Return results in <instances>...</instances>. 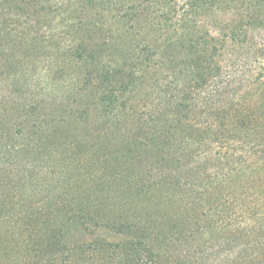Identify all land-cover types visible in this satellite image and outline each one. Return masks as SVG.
Returning a JSON list of instances; mask_svg holds the SVG:
<instances>
[{"label": "trees", "instance_id": "trees-1", "mask_svg": "<svg viewBox=\"0 0 264 264\" xmlns=\"http://www.w3.org/2000/svg\"><path fill=\"white\" fill-rule=\"evenodd\" d=\"M0 158L22 264H264V0H0Z\"/></svg>", "mask_w": 264, "mask_h": 264}, {"label": "rangeland", "instance_id": "rangeland-1", "mask_svg": "<svg viewBox=\"0 0 264 264\" xmlns=\"http://www.w3.org/2000/svg\"><path fill=\"white\" fill-rule=\"evenodd\" d=\"M46 24L48 29H50L51 35L54 36V34H58L60 32L63 33L59 34V37L53 38V43H51L53 44V48H49L50 50H48L46 54L39 58V61L37 62L38 70H35L30 65L33 81L39 82L40 84L42 83L41 86H45V74L43 73L45 72L44 69L52 65L55 58L59 56L57 48L64 43L70 44V42L75 40V38L78 36V34H76L73 30H68L63 27V25H66L65 19L63 17L62 19L52 17L46 22ZM56 27L59 28L57 30L58 32L55 31ZM72 63H64V65L68 64L64 67L66 70L62 71L60 69L62 71L61 77L64 75V71L66 74L55 87V95L57 96H61L62 93L65 92L64 87L67 83L72 82L74 78L78 77L76 66ZM71 64L72 66H70ZM20 74L21 73H18L16 77L11 78L19 81L22 79V75ZM5 168H8L7 163L3 158H0V264H22L20 262L21 259L18 258V255L20 254L19 243L8 242L6 235L7 230L11 231V229L7 228V216L12 211L19 213V211L22 210V206H20L18 203L22 202V182H12V179L9 178L8 172L5 171ZM11 195L17 196L16 201H14L17 205L9 200V196Z\"/></svg>", "mask_w": 264, "mask_h": 264}]
</instances>
